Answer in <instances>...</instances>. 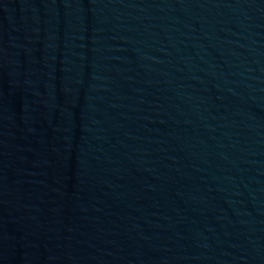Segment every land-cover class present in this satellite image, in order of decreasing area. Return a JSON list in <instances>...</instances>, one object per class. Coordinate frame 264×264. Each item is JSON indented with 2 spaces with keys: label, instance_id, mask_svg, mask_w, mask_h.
<instances>
[{
  "label": "water",
  "instance_id": "95a60500",
  "mask_svg": "<svg viewBox=\"0 0 264 264\" xmlns=\"http://www.w3.org/2000/svg\"><path fill=\"white\" fill-rule=\"evenodd\" d=\"M0 264H264V0H0Z\"/></svg>",
  "mask_w": 264,
  "mask_h": 264
}]
</instances>
